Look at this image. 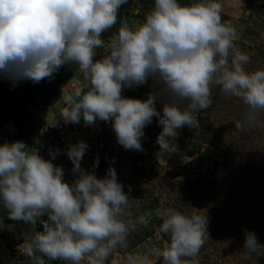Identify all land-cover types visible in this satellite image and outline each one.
Returning a JSON list of instances; mask_svg holds the SVG:
<instances>
[{"label":"clouds","instance_id":"clouds-1","mask_svg":"<svg viewBox=\"0 0 264 264\" xmlns=\"http://www.w3.org/2000/svg\"><path fill=\"white\" fill-rule=\"evenodd\" d=\"M127 3L0 0V77L13 87L39 83L51 80L63 65L77 64L86 84L64 98V124L111 122L126 150L144 151V129L156 117L160 151L165 156L178 152L179 130L195 127L194 114L212 104V85L246 106L236 127L264 124V68L248 69L251 58L236 47V28L222 20V0H153L143 23L122 22L105 47L102 34L117 24ZM98 49L103 55L94 59ZM149 78L159 88L146 98L122 94ZM88 148L84 140L69 144L66 155L75 179L68 182L63 167L53 163L59 149H49L51 158L45 159L23 140L0 144V207L10 220L43 225L22 252L31 264L37 254L70 264H106L118 247H127L129 234L151 219V213L130 216L132 199L113 166L103 177L81 166ZM155 217L161 221L157 231L168 241L144 256L129 255L126 264H149L150 256L162 264H197L209 236L208 215L193 206L191 211L161 207ZM5 227L13 226L0 220ZM244 234L247 253L264 255L255 232L245 229Z\"/></svg>","mask_w":264,"mask_h":264},{"label":"rangeland","instance_id":"rangeland-1","mask_svg":"<svg viewBox=\"0 0 264 264\" xmlns=\"http://www.w3.org/2000/svg\"><path fill=\"white\" fill-rule=\"evenodd\" d=\"M183 2V0H182ZM222 20L230 22L237 31L235 44L249 54V70L264 68V0H222ZM153 0H128L120 9L117 24L102 34L107 47L122 22L143 23L152 9ZM104 50L98 49L94 59ZM86 84L75 63L61 66L51 80L39 83L25 81L13 87L0 77V144L23 140L39 154L50 159L49 149L60 151L53 160L63 167L64 179L73 182L72 162L66 155L69 144L84 140L89 148L81 166L103 177L110 166L129 194V214L151 213L146 226H137L127 238V247L117 248L106 264H126L129 255L140 257L154 247H163L168 236L159 233L161 221L155 210L175 207L192 210V206L208 215L205 244L195 258L197 264H264V255H249L244 249V230L255 232L264 244V124L241 129L236 127L246 106L235 97L222 94L212 85V104L194 114L195 127L179 130L176 153L165 156L157 144L161 127L154 117L144 129V151L126 150L116 138L111 122L96 121L85 126L65 125L60 116L68 107L65 97ZM154 81L131 89L124 96L144 99ZM162 110V103L156 104ZM58 121L56 126H52ZM99 158L98 165L95 159ZM46 220L47 215L42 217ZM0 220L11 229L0 228V264H31L23 249L43 225L13 221L7 209L0 207ZM191 259V258H188ZM34 264H70L65 260H51L37 254ZM149 264H162L149 257Z\"/></svg>","mask_w":264,"mask_h":264}]
</instances>
